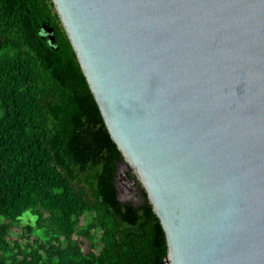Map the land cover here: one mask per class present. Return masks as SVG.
I'll return each instance as SVG.
<instances>
[{
  "label": "water",
  "instance_id": "95a60500",
  "mask_svg": "<svg viewBox=\"0 0 264 264\" xmlns=\"http://www.w3.org/2000/svg\"><path fill=\"white\" fill-rule=\"evenodd\" d=\"M52 2L164 262L264 264V0Z\"/></svg>",
  "mask_w": 264,
  "mask_h": 264
},
{
  "label": "trees",
  "instance_id": "16d2710c",
  "mask_svg": "<svg viewBox=\"0 0 264 264\" xmlns=\"http://www.w3.org/2000/svg\"><path fill=\"white\" fill-rule=\"evenodd\" d=\"M0 110V264H166L144 188L119 198L122 154L52 0H0Z\"/></svg>",
  "mask_w": 264,
  "mask_h": 264
},
{
  "label": "rangeland",
  "instance_id": "374dc122",
  "mask_svg": "<svg viewBox=\"0 0 264 264\" xmlns=\"http://www.w3.org/2000/svg\"><path fill=\"white\" fill-rule=\"evenodd\" d=\"M2 111L0 110V113ZM121 172H125L124 170L120 169ZM123 180V179H121ZM121 180H117V186H118V189H119V198L122 200V201H131L133 203H138L139 201V198H138V193L131 189V192H127L124 190V187H123V184H121ZM138 190H140V187H138ZM34 222H35V216L31 215L30 212H27L24 216V220H23V223H22V226H24L25 224L29 223V224H32L34 225ZM22 231H23V228H21ZM38 234L44 236V233L42 230H38L37 231Z\"/></svg>",
  "mask_w": 264,
  "mask_h": 264
},
{
  "label": "flooded vegetation",
  "instance_id": "af4514ba",
  "mask_svg": "<svg viewBox=\"0 0 264 264\" xmlns=\"http://www.w3.org/2000/svg\"><path fill=\"white\" fill-rule=\"evenodd\" d=\"M120 182L121 184H123L125 191L131 192V189H133L138 194H140V190H138V187L141 188V185L131 169H127L125 171V176L123 177V180H121Z\"/></svg>",
  "mask_w": 264,
  "mask_h": 264
}]
</instances>
